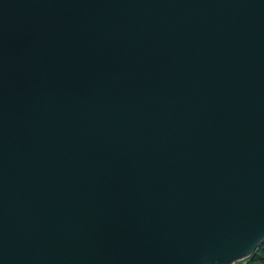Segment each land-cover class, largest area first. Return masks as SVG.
I'll use <instances>...</instances> for the list:
<instances>
[{"label":"water","instance_id":"95a60500","mask_svg":"<svg viewBox=\"0 0 264 264\" xmlns=\"http://www.w3.org/2000/svg\"><path fill=\"white\" fill-rule=\"evenodd\" d=\"M263 243L264 0H0V264Z\"/></svg>","mask_w":264,"mask_h":264},{"label":"trees","instance_id":"16d2710c","mask_svg":"<svg viewBox=\"0 0 264 264\" xmlns=\"http://www.w3.org/2000/svg\"><path fill=\"white\" fill-rule=\"evenodd\" d=\"M248 262L250 264H264V243L257 248L256 253Z\"/></svg>","mask_w":264,"mask_h":264},{"label":"built area","instance_id":"2783aa9c","mask_svg":"<svg viewBox=\"0 0 264 264\" xmlns=\"http://www.w3.org/2000/svg\"><path fill=\"white\" fill-rule=\"evenodd\" d=\"M233 264H250L247 260H242V261H239V262H235Z\"/></svg>","mask_w":264,"mask_h":264},{"label":"rangeland","instance_id":"374dc122","mask_svg":"<svg viewBox=\"0 0 264 264\" xmlns=\"http://www.w3.org/2000/svg\"><path fill=\"white\" fill-rule=\"evenodd\" d=\"M252 264V263H251Z\"/></svg>","mask_w":264,"mask_h":264}]
</instances>
